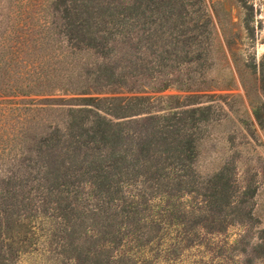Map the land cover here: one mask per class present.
Listing matches in <instances>:
<instances>
[{
	"label": "rangeland",
	"instance_id": "rangeland-1",
	"mask_svg": "<svg viewBox=\"0 0 264 264\" xmlns=\"http://www.w3.org/2000/svg\"><path fill=\"white\" fill-rule=\"evenodd\" d=\"M141 1L185 5V21L213 37L208 55L147 49L159 24L151 13L104 51H76L51 0H0V220L18 199L29 206L14 216H25L27 241L2 237L0 264H79L65 255L69 224L59 205L119 211L77 174L66 194L45 173L68 124L98 116L120 124L132 145L153 127L197 144L195 158L162 157L158 187L170 195L138 177L123 186L120 205L133 213L124 242L107 244L116 257L109 264H264V0ZM74 237L80 252L98 244ZM19 245L27 252H10Z\"/></svg>",
	"mask_w": 264,
	"mask_h": 264
},
{
	"label": "trees",
	"instance_id": "trees-1",
	"mask_svg": "<svg viewBox=\"0 0 264 264\" xmlns=\"http://www.w3.org/2000/svg\"><path fill=\"white\" fill-rule=\"evenodd\" d=\"M51 4H53L54 12L59 14L61 34L76 51L97 53L104 51L109 38L124 39L125 34L129 32V27L138 25V30L144 27L148 13L155 15L159 24L149 36H146L147 49L168 54L197 53L201 57L207 56L212 48L213 37L207 34V31L203 32L200 24L191 20L185 21L187 9L183 4L149 6L141 0L129 5L123 3L111 5L105 0H51ZM141 30L144 31V29ZM136 39L141 42L140 37ZM226 44L230 49L233 41L227 40ZM105 76L103 75V78ZM113 76L112 73V78ZM105 80L108 83L114 82L110 79ZM89 84L90 81L88 86H91ZM88 88L83 92L91 90ZM111 116L117 118L114 115ZM77 125L74 121L68 124L60 155L52 157L51 167L47 165L45 173L50 186L54 187L55 191L66 194H70V182L75 180V174H77L80 179L89 183L91 192L100 191L104 194L103 203L119 209L120 212L115 209L110 211V207H107V211L104 212L97 205L91 211L81 212L79 209L75 213L69 205L64 207L59 205L64 212L65 223L69 224L67 236L71 237V241L67 237L69 247L65 255L79 264H109V260L111 262L116 257L109 253L107 244L124 242L119 235L125 222H129L133 213L126 212L124 204L120 205L122 203L120 193L123 191V186L129 185V181L138 177L143 183L155 182L153 184L157 187H154V193L170 195V191L158 187L162 183L165 168H168L163 164L162 157L185 156L188 152V157L195 158L197 144L195 140L184 138V136V140L176 139L173 135L165 136L159 128L153 127L146 137L138 138L132 145L129 133L123 130L120 124L99 116L96 120H87L84 126L79 123ZM184 146H188L187 149ZM28 149L30 150V147ZM218 194L220 195L221 192ZM26 200L27 198L16 200L15 206L11 207L13 212H3V218L0 220V239L3 237L12 244L26 243L29 229L20 224L25 216L20 215L18 220L14 217L17 216V212L20 211V214H23L21 212L28 210ZM78 231L87 238V241L83 243L88 241L98 243L96 248L89 247L84 252L81 248L80 252L79 246L74 244V236ZM9 247L12 253L13 250L27 252L21 245L16 249ZM2 249L0 247V260L3 259ZM121 261L117 260L115 264H122Z\"/></svg>",
	"mask_w": 264,
	"mask_h": 264
}]
</instances>
